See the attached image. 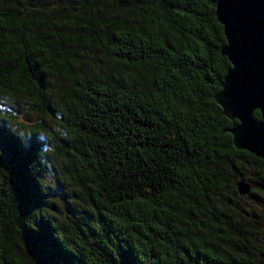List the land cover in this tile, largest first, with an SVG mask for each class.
Here are the masks:
<instances>
[{"label":"trees","instance_id":"1","mask_svg":"<svg viewBox=\"0 0 264 264\" xmlns=\"http://www.w3.org/2000/svg\"><path fill=\"white\" fill-rule=\"evenodd\" d=\"M216 1L0 0V264H264Z\"/></svg>","mask_w":264,"mask_h":264},{"label":"water","instance_id":"2","mask_svg":"<svg viewBox=\"0 0 264 264\" xmlns=\"http://www.w3.org/2000/svg\"><path fill=\"white\" fill-rule=\"evenodd\" d=\"M215 15L225 37L221 55L230 68L214 99L224 117L238 122L227 130L234 148L264 159V0H217ZM236 186L240 195L251 189L243 180Z\"/></svg>","mask_w":264,"mask_h":264},{"label":"rangeland","instance_id":"3","mask_svg":"<svg viewBox=\"0 0 264 264\" xmlns=\"http://www.w3.org/2000/svg\"><path fill=\"white\" fill-rule=\"evenodd\" d=\"M31 117H32V116H30V117H28V118H31ZM21 119L26 120L27 117L22 116ZM258 211H259L258 213L262 216V217L258 218V220L262 223V226H261V227L264 228V209L259 208Z\"/></svg>","mask_w":264,"mask_h":264}]
</instances>
